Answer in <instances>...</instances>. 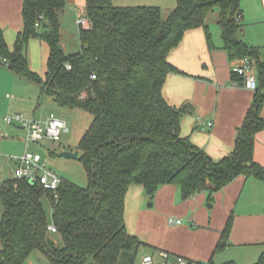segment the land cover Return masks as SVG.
<instances>
[{"label":"trees","instance_id":"16d2710c","mask_svg":"<svg viewBox=\"0 0 264 264\" xmlns=\"http://www.w3.org/2000/svg\"><path fill=\"white\" fill-rule=\"evenodd\" d=\"M113 1L86 0L88 26L80 27L81 50L69 56L59 49L66 0H23L24 30L12 50L0 29V62L37 83L41 96L58 106L93 116L79 144L87 188L64 180L56 192L23 180L2 184L0 264H23L35 250L52 264H137L144 244L128 232L125 221L132 185H142L150 198L160 186L175 185L189 199L204 191L213 195L239 176L264 181V167L254 160L255 137L264 131V61L258 49L237 37L241 0H177L167 18L159 7H116ZM216 9L230 60L250 58L258 72V88L234 151L219 161L182 137L185 110L172 107L163 94L169 75H185L169 55L187 32L199 28L211 45L207 20ZM31 38L49 47L43 78L25 55ZM233 79L242 83L236 75ZM44 198L50 201L62 248L49 244ZM232 225L231 217L216 252L227 247ZM255 264H264V253Z\"/></svg>","mask_w":264,"mask_h":264},{"label":"crops","instance_id":"0c3cea01","mask_svg":"<svg viewBox=\"0 0 264 264\" xmlns=\"http://www.w3.org/2000/svg\"><path fill=\"white\" fill-rule=\"evenodd\" d=\"M84 1L82 14L86 16ZM66 3L60 20L69 7L78 9L75 0ZM113 3L116 7H159L164 18L177 6V0H114ZM241 9L237 37L258 49L264 61V0H241ZM214 13L219 17V9ZM0 29L12 50L17 35L24 30L23 0H0ZM236 60H230L223 40L209 45L202 28L187 32L179 47L169 55L170 63L185 75L167 77L164 97L172 107L185 110L181 119L182 137L215 161L234 151L238 130L255 97L243 80L241 84L234 81L232 66ZM256 73L258 76L257 68ZM261 114L264 118V104ZM254 160L264 167V131L255 137ZM154 196L150 198L144 187L137 184L127 192V230L144 244L137 264L147 255L156 260L155 264H162L164 253L169 255L168 264H179L178 258L188 264H255L264 253V181L239 176L213 195L204 191L189 199L183 197L179 187L162 185ZM150 199L151 208L158 207L163 212V227L147 219L151 214L146 206ZM231 217L233 225L227 247L216 252ZM171 218L182 220V224L170 225Z\"/></svg>","mask_w":264,"mask_h":264},{"label":"rangeland","instance_id":"374dc122","mask_svg":"<svg viewBox=\"0 0 264 264\" xmlns=\"http://www.w3.org/2000/svg\"><path fill=\"white\" fill-rule=\"evenodd\" d=\"M84 2V0H75L78 9L74 6L69 7L60 20L61 44L65 46L67 56L76 54L81 50L78 20L80 17H86L82 14ZM217 21V13L211 14L207 20L213 44L222 42V32ZM25 55L31 70L43 78L47 71L48 45L37 38H31L25 47ZM17 114L37 122L44 121L53 114L57 119L66 122L67 128L62 132L59 141L43 140L39 143H30L28 149L39 153L47 169L61 180L72 182L81 188H87L89 182L82 161L79 159H61L60 155L65 152H79L80 141L90 127L93 116L82 109L60 107L52 98L41 96L40 86L37 83L18 76L3 63L0 64V190L4 182L14 179L15 159L21 157L26 151V132L21 129L20 124L10 125L5 121ZM42 203L52 226L53 210L50 201L44 198ZM152 203L150 199L146 204L149 208L148 211L151 212L147 219L155 221L157 227H163V212H160L158 207L151 208ZM3 212L4 208L0 196V222ZM50 237L58 248L63 247L59 233H50ZM23 264L52 263L41 251L35 250Z\"/></svg>","mask_w":264,"mask_h":264},{"label":"built area","instance_id":"2783aa9c","mask_svg":"<svg viewBox=\"0 0 264 264\" xmlns=\"http://www.w3.org/2000/svg\"><path fill=\"white\" fill-rule=\"evenodd\" d=\"M41 20V19H40ZM80 27L88 26V20L86 17H80L78 20ZM36 27H40V22L36 24ZM5 65L8 66L6 62ZM70 69V67H68ZM233 75L238 76L243 80L244 86L255 92L258 88V76L256 73V65L250 58L238 59L232 66ZM238 85V83H236ZM8 124H20L21 129L26 132V151L21 156L16 158L15 177L16 180H23L30 185H41L46 190L56 192L61 185V178L47 169L46 164L39 153L30 151L28 146L30 143H39L43 140H50L57 142L60 140L62 132L67 128L66 122L57 119L53 114L44 121L37 122L35 120L25 119L23 115L17 114L13 117H9L6 120ZM30 180V182H28ZM170 225H181L182 220L171 218L169 220ZM50 233H58L57 229L52 225L49 227ZM162 264L169 263V255L162 254ZM179 264H186L187 262L178 258ZM141 264H155V260L152 256L147 255L142 259Z\"/></svg>","mask_w":264,"mask_h":264},{"label":"water","instance_id":"95a60500","mask_svg":"<svg viewBox=\"0 0 264 264\" xmlns=\"http://www.w3.org/2000/svg\"><path fill=\"white\" fill-rule=\"evenodd\" d=\"M235 40H236V42L239 41L237 38H235ZM59 49L62 50V51L65 50V48H64V46L62 44L59 45ZM188 108H189V110L193 111V108H192L191 104H188ZM60 158L61 159H79L80 158V153L79 152H77V153L65 152V153H62L60 155ZM28 182H30V180H28ZM33 185H35V183H33ZM49 244H50L51 248H55L56 247L55 242H53L51 239L49 240Z\"/></svg>","mask_w":264,"mask_h":264}]
</instances>
